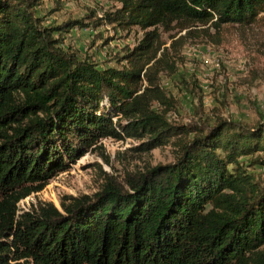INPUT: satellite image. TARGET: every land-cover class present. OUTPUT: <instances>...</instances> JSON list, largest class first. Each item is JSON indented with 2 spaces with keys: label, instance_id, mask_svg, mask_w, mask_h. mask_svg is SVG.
Instances as JSON below:
<instances>
[{
  "label": "trees",
  "instance_id": "trees-1",
  "mask_svg": "<svg viewBox=\"0 0 264 264\" xmlns=\"http://www.w3.org/2000/svg\"><path fill=\"white\" fill-rule=\"evenodd\" d=\"M42 1L0 0V264H264V182L246 171L264 163L252 159L264 151V119L171 125L174 99L148 76L162 61L160 29L250 25L264 20V0H114L87 22L57 24L36 15ZM102 24L143 31L123 66L99 68L60 46L64 32ZM106 137H146L142 151L176 138L175 157L120 183L105 175L60 208L20 212Z\"/></svg>",
  "mask_w": 264,
  "mask_h": 264
},
{
  "label": "rangeland",
  "instance_id": "rangeland-1",
  "mask_svg": "<svg viewBox=\"0 0 264 264\" xmlns=\"http://www.w3.org/2000/svg\"><path fill=\"white\" fill-rule=\"evenodd\" d=\"M116 5L114 0H60V4L43 0L36 15L42 16L46 24L67 19L87 22L91 9L102 15ZM142 33L137 27L122 30L102 24L97 28L75 27L59 37L65 52L99 68H108L124 65L119 61L124 48L136 45ZM160 33L162 49L168 50L163 55L162 49L158 52L157 58L162 61L148 76L174 99L175 106L166 114L171 125L213 124L219 118L253 125L264 119V20L245 26L223 25L219 29L208 23L185 30L160 29ZM143 79V84L148 85L145 75ZM153 108L161 110L156 102ZM175 140L171 138L159 147L142 151L140 146L146 137H106L98 143L101 148L92 146L42 190L22 199L18 203L20 212L33 214L42 203L60 208V203H68L71 197L93 195L101 188L105 175L120 183L130 173L169 163L175 157ZM101 151L108 162L101 158ZM256 156L264 160V151L252 159ZM246 171L252 172L256 181L264 182V163L248 165Z\"/></svg>",
  "mask_w": 264,
  "mask_h": 264
},
{
  "label": "built area",
  "instance_id": "built-area-1",
  "mask_svg": "<svg viewBox=\"0 0 264 264\" xmlns=\"http://www.w3.org/2000/svg\"><path fill=\"white\" fill-rule=\"evenodd\" d=\"M114 120H115V118H114Z\"/></svg>",
  "mask_w": 264,
  "mask_h": 264
}]
</instances>
